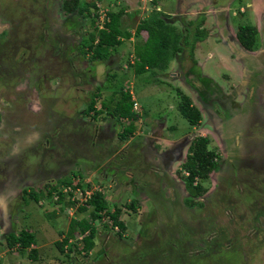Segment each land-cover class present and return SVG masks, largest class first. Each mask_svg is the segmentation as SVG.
<instances>
[{
    "label": "rangeland",
    "instance_id": "374dc122",
    "mask_svg": "<svg viewBox=\"0 0 264 264\" xmlns=\"http://www.w3.org/2000/svg\"><path fill=\"white\" fill-rule=\"evenodd\" d=\"M62 1L0 0V264H264V122L251 124L255 110L264 113V109L252 103L230 109L237 121H249L246 128L253 136L244 139L242 135L234 151L228 150L215 130L205 127L202 115L213 117L214 108L201 104L177 79L182 68L191 65L185 48L163 71L151 75L135 74L129 65L135 59L134 44L146 35L142 31L137 38L135 24L151 9L165 13L177 30L183 31L187 21L196 23L200 17L201 28L211 31L218 26L220 30L218 20L210 26L212 8L201 13L203 1L186 5V0H77L78 7L87 8L79 13L76 8L65 12ZM226 1H231L229 13L237 6L244 8L229 16L230 36L231 28L234 31L240 24L254 25L256 33L264 34V0H217L215 4ZM119 8H123L120 28L130 38L119 37L121 43L107 48L109 56L104 61L92 60L88 34L101 27L106 11ZM217 41L210 35L197 42L194 56L202 64V74L229 92V86L247 72ZM26 56L25 68H18V57ZM9 68L12 71L6 74ZM260 69L264 74V68ZM242 75L246 83L248 76ZM31 76L38 86H31ZM119 89L129 91L138 114L131 135L124 139L119 133L129 120L114 121L108 115ZM177 91L198 108L197 124L192 126L178 112ZM241 92L233 94L231 105L242 101ZM90 100L93 109L84 114ZM222 100V105H229ZM191 131L194 134L185 139ZM200 135L216 142L218 169L202 182L208 185L207 191L184 204L182 198L190 186L182 185L178 168L190 137ZM163 150L168 159L155 152ZM147 152L149 161L143 155ZM159 158L168 173L156 178L147 167L155 169ZM101 172L106 179L100 178ZM225 175L231 176L229 188H217L215 182ZM60 180L74 182L72 190L99 188L108 210L119 209L126 235L118 237L110 229L107 214L91 221L90 206L78 209L83 203L78 194V200H70L69 195L59 202L44 194L50 185L63 187L57 183ZM30 190L39 193L37 200L27 196ZM130 199L135 200L133 207L128 205ZM258 217L263 219L261 227L256 225ZM80 218L96 229L94 246L78 252L80 233L75 229L60 253L55 241L69 235V220ZM19 229L34 235L37 260L28 255L29 248L5 245V235ZM71 244L77 249L68 251Z\"/></svg>",
    "mask_w": 264,
    "mask_h": 264
},
{
    "label": "trees",
    "instance_id": "16d2710c",
    "mask_svg": "<svg viewBox=\"0 0 264 264\" xmlns=\"http://www.w3.org/2000/svg\"><path fill=\"white\" fill-rule=\"evenodd\" d=\"M154 3V0H152ZM151 2V3H152ZM65 12H70L73 8H76L79 13L86 9L85 6H77V0H63L61 4ZM92 7L93 4H91ZM123 8H119L116 11H106L105 18H107L100 28L95 27L96 33L90 32L88 34V44L90 57L92 60L101 61L106 59L108 56L107 48L118 45L121 43L119 37L128 39L130 33L121 30L120 28V17L122 16ZM88 12V11H87ZM166 14L159 10L151 9L149 15L141 18L134 27V34L139 37L140 32H145V38H139L133 46L132 52L135 55L133 62L129 63L135 74H141L142 72L155 73L156 71H163L168 62L173 59L179 52L184 48L187 49V54L192 55V46L195 41H200L205 37V30L200 27L202 17L195 23L190 20L188 23L193 25L192 28H186L183 31L177 30L170 22L166 20ZM256 29L251 24L238 25L236 29V36L241 44L244 46H251L255 43ZM83 45V41H81ZM155 71V72H154ZM119 94L108 115L114 121H120L127 119L129 122L127 125L121 128L119 138L124 139L131 135L134 121L138 114L132 109L133 100L130 93L126 90L119 89ZM176 94L179 96L177 109L178 112L187 120L191 125L198 123L200 119V113L198 108L192 104L190 98L183 92L177 91ZM93 109V101L90 100L83 113L87 114L88 111ZM93 112L92 117L94 116ZM215 146L211 143L207 136H196L193 137L186 148V153L183 161L180 163L178 168L181 178L187 186L194 188L196 194L203 191L204 187L202 182L205 181L209 171L216 168L217 154L215 152ZM186 172L185 175H182ZM57 183L70 184L68 180H60ZM80 186V185H79ZM83 188L82 186H80ZM57 193V199L54 201L59 202L61 197L64 196L60 192V188L57 185H50L44 194L47 196L52 193ZM28 197L33 200H37L39 193L29 191ZM188 202V201H186ZM130 207H133L135 200L130 199L128 202ZM90 206L89 218L91 221L99 218L102 214H107L111 219L112 223L117 225L119 231L115 232L118 237L122 236L124 232V224L122 220L118 219L119 209L114 208L111 212L107 208V202L103 198L99 190L92 192V194L78 206L80 211L87 209ZM53 212V211H52ZM69 235L63 236L59 241H55V246L62 252L63 245L66 243L68 237L71 236L72 232L78 230L80 234H83L80 238L81 245L76 248L74 244L68 248V251L77 249L78 252L81 250L89 251L94 246V237L96 229L91 225L88 220L80 218L78 220L71 219L68 221ZM76 232V231H75ZM85 233V234H84ZM5 245L8 248L15 247L18 250L29 248L28 255L35 258V249L32 246L34 244V235L28 231V229H19L14 232H9L5 237ZM68 256L67 254H65Z\"/></svg>",
    "mask_w": 264,
    "mask_h": 264
},
{
    "label": "flooded vegetation",
    "instance_id": "af4514ba",
    "mask_svg": "<svg viewBox=\"0 0 264 264\" xmlns=\"http://www.w3.org/2000/svg\"><path fill=\"white\" fill-rule=\"evenodd\" d=\"M195 1H199L200 3H201V1H203L202 5H201L202 7L200 9L201 13L205 12L207 10L206 8H212V10H211L212 21H211L210 26H212V27L216 26L215 21L218 20L219 22H221V29L218 30L219 29L218 26H216V28H213V30H211V31H208L207 28L204 29L205 33H206L205 37L202 40L195 41L193 43L192 50H191V52H192L191 56L187 54L189 57V60L191 62L190 63L191 65L188 67L186 66V68H182V70L179 73V77H177V79L187 88L188 91L194 92V94L198 98L199 102L201 101V104H205L207 106L209 105L212 108H214V110L212 111L213 117H210V116L206 117L205 114L202 115V118L204 119V121L206 123L205 127L210 129V130H213V131L215 130V133L217 134V136H219V138H221L223 144L225 143V144L229 145L227 147V149L232 150L234 147H236V145H238L239 140L241 139L242 135H245V136H242L244 139H247L248 137H251L253 135L249 134L250 128L249 127L246 128L247 125L248 126L250 125L249 121L245 122V123L242 122V120L237 121L235 118V115H233V113L230 112V109L234 108V110H236V109H238L239 106L244 108L249 103L259 105L260 108L264 109V106H262L263 103L261 104V101L262 100L264 101V98L262 97V95L264 96V74L262 73L263 72L262 69H260V68H264V59H262V56H264V54H263L264 53V34L262 32L256 33L257 40H255V43L251 44V46H249V47L244 46L243 44L240 43V41L238 40V38L236 36L237 26H236L234 31H232L233 29L231 28V33H232L231 36L229 35V32L226 28V26L228 25L227 21H228L229 16L235 17L237 14L242 13L244 10L243 7H238L236 5L237 6L236 9L232 10L229 13V8H231L230 7L231 1H226L224 4H215V1H217V0H186L185 3L187 5V3L189 4V3H191V2L193 3ZM236 3H240V2L238 0H236ZM244 5L247 6V3H244ZM176 7L179 8L178 5ZM220 7L223 9H221ZM204 9H205V11H203ZM183 11H185V10H182L180 12H183ZM176 20L179 21V18H177ZM187 23H188V21H187ZM240 25H243V24H240ZM189 27H190V24L186 28H189ZM255 29H256V27H255ZM210 35L213 37H216V39L218 38V41H217V43L219 44L218 46L219 47L224 46V51L228 50V55L229 56L232 55V58L233 59L235 58V60H237L239 62L240 68H242L243 72L244 71L247 72L244 75L240 74V77H239L240 79L234 85L229 86V92L222 90L221 86H219L220 84H217L216 82H214L208 75L202 74V72H201L202 71V69H201L202 64L199 65V61L196 60L197 58H195V56H194L196 43L203 41L207 36H210ZM223 35L225 37H223ZM47 44H49V43H46V45ZM29 50H31V49L29 48ZM210 51H209V53H210ZM186 52H187V49H186ZM214 52L216 53L217 49L214 50ZM259 55H261L260 56L261 58L259 57L260 59L257 58ZM208 56H210V54ZM27 57L28 56H26L25 58H23V57L19 58L18 57V60H19V62L17 63L18 68H22V67L25 68V61L27 60ZM104 60L105 59H103L101 61H104ZM31 64H32V62H29L28 68H31ZM5 67L7 68L9 66L5 65ZM9 69L5 72L6 74H9L12 71L11 68H9ZM224 72H225V74H227L226 71H224ZM241 75L244 78L246 76H248V80L246 83L242 82L243 79L241 78ZM31 77L33 78V76H31ZM30 81L33 84V85H31L32 87H35V85H37V82H35V79L33 81L30 79ZM239 90H242V92H241V95H243L242 101H238L236 106L231 105V98L233 97V94L238 92ZM28 94L29 93L27 92V97H28ZM222 99H225V101H228L229 105H225V104L222 105L223 101H224ZM253 99H256V101H253ZM28 102H30V101H28ZM218 104H220L222 106L219 108V106H217ZM27 106H29V104ZM206 111H207V109H206ZM109 118L111 119V117H109ZM252 121H254L253 123H251L253 125H255V124H258V126L262 125L264 122V113H262L260 110L256 109L254 117H252V119H251V122ZM250 127L256 128L255 129L256 132L261 134L260 129H258L257 127H254V126H250ZM242 131H244V132H242ZM190 134H194V131H191L190 133L185 134L184 135L185 139H187V137ZM259 136L261 137V135H259ZM193 137H190V138L192 139ZM235 137H237V138H235ZM262 137L264 138V136H262ZM225 138L228 140L224 141ZM231 138H235V139L232 140ZM230 141H232V142L230 143ZM211 143L213 144L212 140H211ZM213 145H215V146L217 145L215 141H214ZM225 150H226V148H225ZM232 151H234V150H232ZM185 153H186V151H185ZM185 153H184L183 159L185 157ZM160 157H163V158L167 157V159H168L169 155L167 154V152L166 153L164 152L163 155H161ZM249 162H251V160H249ZM217 169H218V166L216 164V168L209 171V173L214 172ZM209 173H208V175H209ZM99 176H100V178H104V179L107 178L103 172H101V174ZM102 176H105V177H102ZM175 176H177V175H175ZM231 176L235 177V174L233 173ZM231 176L225 175L223 178L224 180L216 181L215 182L217 184L216 187L218 188V186H223L224 188H229V180H230L229 177H231ZM226 177L228 178V181H225ZM177 178H178V176H177ZM179 179H180V177H179ZM181 180L183 182L182 185H184L186 187L187 185L184 183V180L182 178H181ZM203 187H204L203 191L199 194L195 193L193 187H191V186L189 187V189H193V192H191V193H190V190L187 188L186 189L187 196L182 198V202H184V204H185L186 201H188L189 199H193V198L196 199L197 197L201 196L203 193H205L207 191L208 185L203 186ZM261 190H263L262 191V193H263L264 192V186L263 185H261ZM196 203H199V202H196ZM263 208H264V206H263ZM262 215H264V211L262 212ZM260 222H261V224H260ZM262 222H263V219L261 217H258V221H257L256 225L261 227ZM123 235L125 236L126 233H123L122 236ZM138 264H140V263H138Z\"/></svg>",
    "mask_w": 264,
    "mask_h": 264
},
{
    "label": "built area",
    "instance_id": "2783aa9c",
    "mask_svg": "<svg viewBox=\"0 0 264 264\" xmlns=\"http://www.w3.org/2000/svg\"><path fill=\"white\" fill-rule=\"evenodd\" d=\"M129 92V91H128ZM133 99V98H132ZM134 105H135V102H134V100H133V103H132V109L134 110ZM183 174L185 175L186 174V172H183ZM89 181V180H88ZM75 185V183L74 182H72L70 185L69 184H64V185H62L63 187H61L60 188V192H62L63 194H64V196H68L69 197V195H70V200H78L77 199V197L75 198V195L76 194H78L79 196H80V199L78 200L79 202L80 201H82L83 200V202L92 194V192H94V191H96V190H99L100 191V189L99 188H96V187H94V188H91V186L90 187H84V188H79L78 186H76L75 188H74V190H72L71 189V187H73ZM74 193V194H73ZM51 195H52V199L53 200H55V199H57V193L56 192H52L51 193ZM81 203V202H80ZM109 217V216H108ZM109 221V220H108ZM109 227H110V229L112 230V231H114V232H117V231H119V228H118V226L117 225H115V224H113L112 223V219H111V221H109V225H108ZM85 234V233H84ZM123 234V233H122ZM83 234H80L79 236H78V239L80 240V238H81V236H82ZM71 240H69V242H70ZM80 253H83V251L81 250L80 251Z\"/></svg>",
    "mask_w": 264,
    "mask_h": 264
},
{
    "label": "crops",
    "instance_id": "0c3cea01",
    "mask_svg": "<svg viewBox=\"0 0 264 264\" xmlns=\"http://www.w3.org/2000/svg\"><path fill=\"white\" fill-rule=\"evenodd\" d=\"M129 38H130V37H129ZM221 61H222V60H221ZM132 138H133V136L130 137V140H131ZM144 138H145V136H144ZM146 138H147V137H146ZM130 140H129V141H130ZM143 147H144V146L141 144V145L139 146V149L142 150ZM185 149H186V148H185ZM185 151H186V150H185ZM155 152H156L158 155H160V154L162 155L164 152L166 153L167 150H163L161 153H160V152H157V151H155ZM156 153H155V155H156ZM143 155H145V159H146V160H148V161L150 160V159H149L150 153H148V152H147V153H143ZM168 155H169V154H168ZM146 156H147V158H146ZM169 156H170V155H169ZM183 156H184V155H183ZM162 158H163V157H162ZM168 158H169V157H168ZM151 159H152V158H151ZM166 159H167V158H166ZM158 160H159V163H158V161H157V162L155 161L156 163H155V165H154V166H156V168H157V169L155 168L156 170H155L154 167H152V166L147 167V168H148L149 170L152 169L151 171H152L153 173H155L154 176H155L156 178H158V177L161 178L162 175H163V173H165V174L168 173V171L165 170V169L168 168V166H167L166 168L163 167V166L160 164V158H159ZM153 161H154V160H153ZM181 162H182V161H181ZM158 166H160V167L158 168ZM150 168H151V169H150ZM106 176H107V175H106ZM157 176H158V177H157ZM103 177H105V176H103ZM62 238H63V236H62ZM62 238H61V239H62ZM32 246H33L34 249H35V256H36V252H37L36 247H35L34 244H33ZM63 247H64V245H63ZM58 251H59V250H58ZM64 252H65L64 254H67V252H66L65 250H64ZM60 253H61V252H60ZM62 254H63V253H62ZM36 257H37V256H36ZM67 257H70V258H71V257H73V256L69 254V256H67ZM37 259H38V257H37L35 260H37Z\"/></svg>",
    "mask_w": 264,
    "mask_h": 264
},
{
    "label": "clouds",
    "instance_id": "9594fccd",
    "mask_svg": "<svg viewBox=\"0 0 264 264\" xmlns=\"http://www.w3.org/2000/svg\"><path fill=\"white\" fill-rule=\"evenodd\" d=\"M152 1V0H151ZM133 100V99H132ZM136 111V110H135Z\"/></svg>",
    "mask_w": 264,
    "mask_h": 264
}]
</instances>
